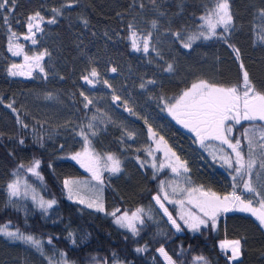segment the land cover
<instances>
[{"label": "trees", "instance_id": "1", "mask_svg": "<svg viewBox=\"0 0 264 264\" xmlns=\"http://www.w3.org/2000/svg\"><path fill=\"white\" fill-rule=\"evenodd\" d=\"M215 2L16 0L14 7L8 6L10 10H0V98L3 100L0 103V226L8 225L13 231L19 229L41 241V250H37L31 244L0 235V264H49V258L52 264H63L64 259L68 264H96L105 258L108 264L118 261L166 264L157 251L160 247L177 264H194L193 257L200 255L210 264H227L219 242L240 236L246 238L242 264H264V229L254 217L231 212L221 216L217 231L203 227L191 231L180 220L181 210L163 199L161 182L166 175L155 174L149 165V152L154 147L151 127L156 138L163 137L167 146L187 162L190 171L183 179L185 189L202 185L204 190L225 195L237 183L238 193L251 196L243 192L239 177L233 181L235 165L229 168L214 164L220 155H232L230 150L211 143L212 148H218V158L210 162L208 145L199 146L193 134L167 115L166 105L174 103L194 82L239 84L241 61L253 84L264 91V41L260 39L264 35V17L259 12L264 8V0H230L234 24L228 33L217 29L216 37H201L191 48L183 46L189 35L201 31L203 22L199 17L212 9ZM69 3L71 7L66 6ZM53 8L60 9V15ZM37 11L44 17L43 31L36 36V44H26L25 52L33 56L47 50L50 55L41 62L45 72L14 78L7 70L23 60L12 57L8 50L9 28L17 34L14 38L24 37L27 18ZM54 15L57 22L48 23ZM133 32L141 42L151 34L147 53L133 49ZM177 32L180 38L174 35ZM221 34L227 37V43L220 38ZM229 44L240 49L239 60ZM169 64L172 71H166ZM93 67L99 73L94 78L99 82L94 86L81 79ZM82 92L92 100L88 108L84 107ZM114 95L120 100L114 101ZM8 104L16 111L8 108ZM126 108L136 114L132 115ZM18 117L27 128L17 122ZM89 123L92 129L88 128ZM252 124L264 127L262 121L242 122L233 124L231 133L233 142L236 138L241 140L245 159L248 147L242 133ZM81 129L88 133L95 153L101 157L112 153L121 161L122 171L106 172L103 185L71 159L84 148ZM92 131L97 135L92 136ZM128 133H132L131 139ZM21 139L23 144L19 143ZM256 156H260L259 149ZM35 160L40 161L36 170L39 176L28 170ZM257 171L258 167L253 170L254 182ZM66 179L81 181L79 190H87L89 194L97 195V189L102 187L99 195L104 211H94L70 200L63 183ZM13 181H23L43 200H55V206L42 211L37 200L11 196L7 186ZM85 181L88 183L84 184ZM257 183H264V173ZM157 195L182 231L175 230L153 199ZM117 209V216L143 209V224L136 223L138 234L118 227L111 215ZM191 210L200 215L197 208ZM136 248L146 251L138 253Z\"/></svg>", "mask_w": 264, "mask_h": 264}, {"label": "snow or ice", "instance_id": "2", "mask_svg": "<svg viewBox=\"0 0 264 264\" xmlns=\"http://www.w3.org/2000/svg\"><path fill=\"white\" fill-rule=\"evenodd\" d=\"M155 2V0H153ZM16 4V0H0V10H10L9 5L13 7ZM71 7L72 3L66 5ZM52 11L56 15H60L61 10L53 8ZM260 16L264 17V8L259 10ZM56 15H54L48 23L55 24ZM203 22L200 25L201 31L198 34H192L187 37V40L184 42L183 46L185 48H191L192 43L203 37L204 39H211L216 37L217 28H222L223 33H228L234 24V16L231 11L230 0H216L215 6L208 10L205 15L199 17ZM5 23L8 22V17H4ZM44 20V17L39 11L30 15L27 18V32L28 34L24 36L25 40H30L32 44H36L37 40L35 39L36 32H41V22ZM85 24L88 23L87 20L84 21ZM155 24V22H153ZM131 28V25H129ZM206 29V31L204 30ZM35 30V31H34ZM9 48L8 50L12 53L13 56L23 55L24 63L16 64L13 63L8 68L9 76H26L31 77L34 69H39L41 73L45 72L44 66L41 63L46 55L50 53L45 50L33 56H29L24 52L22 45L13 44V38L16 37V33L11 31L9 28ZM177 38H180V33H175ZM151 34L144 37L143 39V51L147 53L149 51V38ZM220 38L225 40L227 43V37L223 34L220 35ZM260 39L264 41V35L260 36ZM230 48L233 49L237 60L240 59V49L235 48L234 45L229 44ZM132 47L136 51H140V46L136 39V33H132ZM242 72V80L239 84H233L231 86L220 85L217 83H210L206 80H200L194 82L190 88L184 90L182 94L175 99L174 103L167 104L166 107L168 112L172 117L177 121V123L183 125L185 128L189 129L190 132L194 133L197 141L201 146H204L205 141L207 140H217L221 144H225L232 150V153L235 154V159L233 160L231 155L225 154L222 159L224 164L229 168H233L236 175L233 176V181H237L239 177L243 181V192L250 193L251 196L246 197L242 193L236 191L239 186L237 183L233 184V191L231 193L220 195L211 189L204 190V187L201 185L199 187H191L182 189L181 191L187 193V202L192 204L199 210L200 215H197L193 212H188L186 214L180 215V220L184 222V225L188 227L191 231H200L203 228H211L213 231H217L220 223L221 216L231 213H247L255 218V221L258 223L261 229H264V183H257L261 180V173H264V127L258 126L255 124L250 125L249 127L244 128L242 133L243 138L247 141L248 153L247 159H245V154L242 149L241 140L236 138L233 142L231 138V133L233 132V123L241 124L242 121H264V91L258 90L255 84L251 81L248 71L245 69L243 62H240L239 65ZM173 66L168 65L166 71H172ZM113 72L116 71L115 68L112 69ZM46 75V73H45ZM99 73L96 68H92L91 71L81 77L89 85H95L99 81L97 78ZM107 84V81H104ZM149 83H155V81H149ZM111 87V85H109ZM143 88L144 85L142 84ZM84 96V93H81ZM86 101L84 104L85 108H88L89 104L92 103V100L89 97L84 96ZM114 101H119L120 97H113ZM0 103H3L2 98H0ZM8 108H11L13 112L16 111L13 108L12 104L7 105ZM128 112L132 115L136 113L132 111L131 108H126ZM95 119V117H93ZM17 122L21 123L23 127L27 128V124L17 118ZM89 129L93 128L92 123L88 125ZM149 133L151 136H155L156 133L152 131L149 127ZM84 140V148L81 152H76L71 156V159L75 160L80 164L81 167L85 168L88 172L92 174V179L97 181L99 185H103L104 178L101 172V161H103V169L108 171L111 174H118L122 171L121 161L116 157L115 154L107 153L105 156L101 157L98 153H95L91 149V140L89 139L88 133L84 132L81 129L79 133ZM2 135V134H0ZM92 136L97 135L96 131L91 132ZM129 138H132V133H128ZM163 142L165 145V156L171 161L169 167L172 168L174 173L179 174L182 169L183 172H188L190 169L187 167V162L182 161L171 148L167 147V142L163 140V137L160 138V141L157 143ZM20 144H23L24 141L21 139ZM62 147V146H61ZM260 150V156H256V150ZM151 155V152H149ZM174 158V161H172ZM40 166V161L35 160L32 166L28 169L33 174L39 176V172L36 170ZM156 167L155 163L152 165ZM23 167V165H21ZM143 167V163H141ZM165 167L163 163L160 164V168ZM259 168V171L255 173L256 181L253 180V170ZM64 187L68 190V198L71 200L73 196L79 197V188L81 181L79 180H64ZM87 184L88 182H83ZM8 189L11 196H18L20 194L19 182L13 181L8 184ZM103 191L102 187L97 189V196L95 199H85L79 197L77 202L80 204H85L88 208H95V210L103 212L104 206L102 199L99 195ZM161 191H163V182H161ZM175 189L173 192L175 193ZM33 200H36L35 195L32 197ZM153 199L157 204L160 205V208L163 209L164 214L168 217L169 222L173 225L177 232L182 231L181 225L177 223L171 213L168 212V209L164 206V203L161 200L159 195L154 196ZM164 200H168L169 203H177V201L169 200L167 193L164 194ZM56 203L55 200L45 201L43 198L39 200V207L45 211L48 208H51ZM179 203L183 206L184 201L181 200ZM119 209L112 212L111 215L115 217V222L121 227H127L132 231L133 235L138 234V229L136 227V222L143 224V219L141 218L140 213L143 212V209H137L135 212L129 216L125 212L122 216H117L116 212ZM0 235H4L12 240H19L32 246L36 247L37 250H41V241L36 239L32 235H25L20 232L19 229L10 230L8 225L0 226ZM69 236H72V233H69ZM73 244H75V239H73ZM245 242L246 238L240 236L234 239L225 238L220 240L219 249L221 253L225 256L227 264H242V257L245 251ZM48 243L51 244V238L48 240ZM136 252L142 253L146 251V248H136ZM157 251L164 256L167 264H177L175 260L165 251L163 247L157 249ZM61 257H65L64 253H61ZM93 260H96L93 257ZM194 264H210V261L200 255L193 257ZM49 264H52L51 258H49ZM63 264H68L66 259L63 260ZM96 264H108V260L105 258L102 262L97 261ZM116 264H123V262H116Z\"/></svg>", "mask_w": 264, "mask_h": 264}, {"label": "rangeland", "instance_id": "3", "mask_svg": "<svg viewBox=\"0 0 264 264\" xmlns=\"http://www.w3.org/2000/svg\"><path fill=\"white\" fill-rule=\"evenodd\" d=\"M43 24H44V22L42 21L41 22V25L40 26H43ZM218 30L219 29H221V30H223L222 28H217ZM35 31V30H34ZM38 33L39 32H36V36L38 35ZM27 34H28V32H27ZM26 34V35H27ZM36 36H35V39H36ZM137 39V38H136ZM13 44L14 45H16V44H19V45H22L23 46V48H24V52H25V46H26V44L28 43V44H30V45H34V44H32V42L30 41V40H25L24 39V37H22V38H13ZM137 42H138V44H139V46H140V49H142L143 50V42H141L140 40H138L137 39ZM10 52V51H9ZM10 54L12 55V53L10 52ZM12 57H14V58H16V59H21V60H23V62H22V64L24 63V57H23V55H20V56H13L12 55ZM35 71H39V69H34L33 70V73L35 72ZM13 77V76H12ZM19 77H22V78H24V77H26V76H15L14 78H19ZM27 78V77H26ZM167 115L170 117V119L172 120V121H174V118L172 117V115H170L169 114V112H168V109H167ZM242 122H249V121H242ZM241 122V123H242ZM262 122H264V121H262ZM234 124V123H233ZM235 125H238V124H235ZM152 137V140H153V145H154V147H153V150H152V152H151V155H150V158H149V160H150V162H149V165H150V167L152 168V170L155 172V174H165L166 175V177L164 178V181H163V191H161V194H162V196L164 197V194L165 193H167V195H168V197H169V200H173V201H177V203H169L168 202V200H164L166 203H168V204H170V205H172V206H175L176 208H177V210L178 209H180L181 210V212H182V214H186V213H188V212H192V210H191V207H194L192 204H189L188 202H187V193H185V192H183V191H181L182 189H185V187H184V182H183V179L185 178V175L187 174V172H183V170L181 169L180 170V173L179 174H177V173H174L173 171H172V168L171 167H169L168 165H169V163L171 162L170 160H169V158L168 157H166L165 156V145H164V143L163 142H160L159 144L157 143L158 141H160V138H156L155 136L153 137V136H151ZM195 139H196V137H195ZM196 141H197V139H196ZM211 143H217V144H219V145H221V146H223V148H227L228 150H230V152L232 153V150L230 149V148H228V146L227 145H225V144H221V142L220 141H217V140H207V141H205V144L204 145H208L206 148H208V150H209V155H210V158H211V160H210V162H214V160H216L217 158H218V156H216V154H218L217 153V150H218V148L216 147V148H212V146H211ZM197 144L199 145V146H201L200 145V143L197 141ZM168 147V146H167ZM170 148V147H169ZM202 148V147H201ZM212 151V152H211ZM215 153V154H214ZM229 155V154H228ZM221 156V158L218 160V162H214V164H215V166L216 167H220V165L221 164H224V161H223V159H222V157L224 156V155H220ZM232 158H233V160L235 159V154L234 153H232ZM73 160V159H72ZM73 161H75V160H73ZM172 161H174V158H172ZM75 163H77L76 161H75ZM103 161H101V172H102V175H104L106 172L107 173H109L108 171H105L104 169H103ZM153 163H155V165H156V167L154 168L152 165H153ZM161 163H163L164 165H165V167H163V168H160V164ZM79 166H80V164L79 163H77ZM226 165V164H225ZM221 166H223V165H221ZM81 167V166H80ZM188 167V166H187ZM81 169L87 174V175H89L91 178H92V174L90 173V172H88L85 168H83V167H81ZM109 174H111V173H109ZM19 189H20V194L18 195V196H14V197H30V198H32L34 195H35V197H36V200L38 201V203L37 204H39V200L41 199L40 197H39V195L37 194V192H35V191H33L31 188H29L23 181H19ZM173 189H175L176 191H175V193L173 192ZM96 194H89L88 193V191L87 190H79V197H83V198H85L86 200L87 199H89V198H91V199H95L96 198ZM180 196V197H179ZM79 197H77V198H74L73 197V199H71L72 201H75V202H77V200H78V198ZM179 197V198H178ZM33 199V198H32ZM162 200V199H161ZM181 200H183L184 201V204H183V206L179 203V201H181ZM35 201V200H34ZM45 201H48V200H45ZM164 201L162 200V202L164 203ZM78 203V202H77ZM56 204V203H55ZM55 204L51 207V208H53L54 206H55ZM80 204V203H79ZM83 205H85V204H83ZM159 205V204H158ZM160 206V205H159ZM164 206L168 209V212L169 213H171V215H172V217L174 218V215L172 214V212L170 211V209L168 208V206H166L165 205V203H164ZM51 208H48L46 211H48L49 209H51ZM196 208V207H195ZM41 209V208H40ZM90 209H92V210H94V211H97V210H95V208H90ZM42 211H45L44 209H41ZM163 210V209H162ZM164 212V211H163ZM123 215V214H122ZM122 215H120V216H122ZM140 215H142V213H140ZM129 216H131V214H129ZM167 217V216H166ZM168 218V217H167ZM137 222H139V221H137ZM136 222V223H137ZM178 223V222H177ZM118 225V227H120V228H122V229H124V230H126V231H130L129 230V228H127L126 226L125 227H121L119 224H117ZM161 255V254H160ZM162 256V255H161ZM162 258H163V260L165 261V263L167 264V261L165 260V258H164V256H162Z\"/></svg>", "mask_w": 264, "mask_h": 264}, {"label": "flooded vegetation", "instance_id": "4", "mask_svg": "<svg viewBox=\"0 0 264 264\" xmlns=\"http://www.w3.org/2000/svg\"><path fill=\"white\" fill-rule=\"evenodd\" d=\"M182 126H183V125H182ZM183 128H184L185 130H187L188 132H190L189 129L185 128L184 126H183ZM190 134H193V135H194V133H192V132H190ZM194 137H195V135H194Z\"/></svg>", "mask_w": 264, "mask_h": 264}]
</instances>
